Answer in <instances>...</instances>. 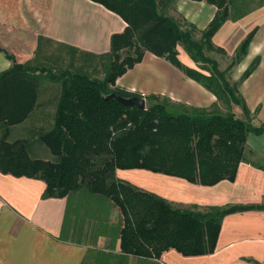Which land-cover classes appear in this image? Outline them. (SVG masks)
Wrapping results in <instances>:
<instances>
[{"label": "trees", "instance_id": "16d2710c", "mask_svg": "<svg viewBox=\"0 0 264 264\" xmlns=\"http://www.w3.org/2000/svg\"><path fill=\"white\" fill-rule=\"evenodd\" d=\"M90 1L126 24L122 33L112 35L108 53L92 56L105 59L102 79H92L81 71L53 72L42 65L46 62L40 54L46 44H52L49 39L40 37L34 59L24 64L0 49L11 62L10 68L0 73V173L43 181L45 198L83 191L111 202L121 215L120 249L124 254L147 259H159L169 250L184 257L212 254L224 216L261 208L180 209L118 179L115 173L145 170L205 187L234 181L239 164L246 161L248 137L264 135V124H251V114L237 95L236 84L228 83L227 71H220L205 52L223 53L214 48L212 38L227 20L241 16L233 12L236 0H191L216 8L198 40L192 37L194 26L181 30L166 14L172 0ZM251 39L252 33L239 45L231 66L247 54ZM177 46L198 69L180 62ZM146 53L168 61L213 94L227 111L223 113L217 105L209 110L185 107L155 95L145 97L146 110L105 100L112 93L140 96L115 83L141 63ZM257 61L241 79L250 75ZM51 85L59 89L52 125L44 131L31 128V132L56 159H33L26 140L9 141L10 130L31 120L38 110L41 88ZM232 104L242 109L244 120L235 117Z\"/></svg>", "mask_w": 264, "mask_h": 264}, {"label": "crops", "instance_id": "0c3cea01", "mask_svg": "<svg viewBox=\"0 0 264 264\" xmlns=\"http://www.w3.org/2000/svg\"><path fill=\"white\" fill-rule=\"evenodd\" d=\"M246 7L242 0H236L233 12L241 16L227 20L212 44L223 51L221 58L215 59L218 69L227 71L229 84H236L237 95L251 114V124L258 127L264 123V0ZM215 13L216 8L205 1L172 0L166 9L169 17L182 24L181 30L195 27V40ZM125 27L120 17L90 0H0V49L19 64L34 59L40 37L79 54H106L112 35L122 33ZM251 33L247 54L229 69L239 45ZM182 50L177 46L178 59L184 57ZM255 60L250 75L241 79ZM185 61L190 67L180 62L198 69L188 55ZM10 66L0 52V73ZM115 86L144 98H167L185 107L209 110L214 105L221 109L222 104L168 61L149 53L118 78ZM45 101L50 102L49 95ZM38 105V110H46L42 102ZM231 111L236 118L245 119L239 106L232 104ZM27 121L12 127L10 136ZM20 135L17 133L14 140L23 139ZM36 139L33 136L32 140ZM44 150H35L38 157L29 156L49 160L51 154ZM245 158L233 182L221 181L210 187L145 170L116 171L118 179L180 209L261 208L224 216L214 252L193 257L174 250L164 252L159 259L124 254L120 249L121 215L111 202L83 191L64 198H45L43 181L0 173V264H264V135L248 137Z\"/></svg>", "mask_w": 264, "mask_h": 264}, {"label": "rangeland", "instance_id": "374dc122", "mask_svg": "<svg viewBox=\"0 0 264 264\" xmlns=\"http://www.w3.org/2000/svg\"><path fill=\"white\" fill-rule=\"evenodd\" d=\"M242 1H243V4L247 6L246 7L247 9H250L251 3L257 2V0H242ZM179 25L182 26V24H179ZM195 37L198 40L199 36H195ZM182 52L184 54V57L181 56V59L179 60L183 62L186 66H189L185 63L186 62L185 60H187V54L183 50ZM40 55L42 57V62H46L45 64L42 63V65L49 67L53 72H61L64 70H68L72 72L81 71L92 79L94 78L102 79L103 78V74H104L103 65L105 63V59L103 58H94L92 56L81 55L79 53L76 54V53L71 52L70 50H67L65 48L59 47L57 45H52V44L51 45L46 44ZM205 56L216 62L217 59L221 58V52L216 51V50L206 51ZM231 63L230 64L227 63L229 64L228 66L229 69L234 66V65L231 66ZM48 88H52V89L49 90ZM48 95L50 96L49 103L45 101L48 98ZM58 95H59V89L57 88V86L55 85H51V87L43 86L41 88L39 102L43 103L44 109L46 110L44 111L36 110V112L32 114V118L31 120H29V122L27 121V123H24L22 126L16 127L13 129L12 134L9 138V141H13L15 139L14 138L15 135L21 132L22 135H20L19 137L27 141L28 147H29L28 152L30 150L29 154L32 157H38V156H34L36 149L44 150L45 147L41 142L32 140L33 133L31 132V128L33 131H39L41 129L44 131L51 127L52 117L54 114ZM45 102L46 104H44ZM146 106H147V101H146ZM220 108H221L220 111H222L223 113L227 111L224 104H221ZM55 159L56 158L53 155H49L50 161H54ZM116 215L118 216L119 214L116 213Z\"/></svg>", "mask_w": 264, "mask_h": 264}, {"label": "water", "instance_id": "95a60500", "mask_svg": "<svg viewBox=\"0 0 264 264\" xmlns=\"http://www.w3.org/2000/svg\"><path fill=\"white\" fill-rule=\"evenodd\" d=\"M105 100H115L123 106L135 107L139 110H146V100L142 96H133L126 98L117 93H112L106 96Z\"/></svg>", "mask_w": 264, "mask_h": 264}]
</instances>
